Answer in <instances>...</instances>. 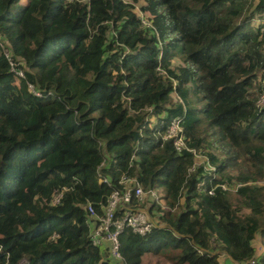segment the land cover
<instances>
[{
  "label": "trees",
  "instance_id": "16d2710c",
  "mask_svg": "<svg viewBox=\"0 0 264 264\" xmlns=\"http://www.w3.org/2000/svg\"><path fill=\"white\" fill-rule=\"evenodd\" d=\"M20 1L0 0L25 62L19 77L0 44V264H112L87 207L101 214L122 176L163 185L169 207L120 233L124 264H264V0H142L143 17L139 0ZM174 116L190 149L164 137Z\"/></svg>",
  "mask_w": 264,
  "mask_h": 264
},
{
  "label": "built area",
  "instance_id": "2783aa9c",
  "mask_svg": "<svg viewBox=\"0 0 264 264\" xmlns=\"http://www.w3.org/2000/svg\"><path fill=\"white\" fill-rule=\"evenodd\" d=\"M254 20L257 21L256 23H259L262 19L257 16ZM0 44L2 45L4 53L9 61L10 69L17 76L23 77L25 62L19 57H12L8 48L5 47L7 42L3 40L1 35ZM29 87L35 94L40 95V92L34 89L33 85L29 84ZM262 100H264V96ZM164 137L172 138L178 150L184 148L190 149L187 146V141L184 136L181 116H174L171 119L164 132ZM193 151L197 154V156H201V154H198L195 149H193ZM207 168L213 169L214 166L208 164ZM100 180L109 182V178L104 176H100ZM119 183L122 186L113 188L108 195L101 214L96 213L93 207L88 205L87 209L89 215L87 224L89 226V236L91 242L94 245L105 247L109 256L118 261L119 264H124L120 253V233L128 228L134 232L146 234L152 231L155 226H164L165 222L161 219L160 215L158 217L161 221L158 222V219L157 221H154L149 212L150 206L161 198L160 195L157 194L155 188H144L136 177L122 176ZM240 184L241 183H238L235 188H237ZM203 185L204 182L199 183L200 188H202ZM223 186L226 187L225 184H223ZM209 191L212 192L213 189H210ZM61 194L62 191L55 192L52 197V202H58ZM146 195L148 196V200L149 197L151 198L150 202H148L147 208L146 205H144V203H146V201H144V199H146Z\"/></svg>",
  "mask_w": 264,
  "mask_h": 264
},
{
  "label": "rangeland",
  "instance_id": "374dc122",
  "mask_svg": "<svg viewBox=\"0 0 264 264\" xmlns=\"http://www.w3.org/2000/svg\"><path fill=\"white\" fill-rule=\"evenodd\" d=\"M143 1L142 0H139L138 2H136L135 4V7H134V10L135 12L140 15V16H144V13L139 10L138 8V4H141ZM25 3V0H21L18 4H17V8L20 7L22 4ZM259 17V16H258ZM262 20H264V17H260ZM260 21L261 23H264L263 21ZM257 21L254 20V24L256 23ZM177 62V61H176ZM178 63V62H177ZM264 92L259 96V99H258V102L261 106H264V100H262L263 98V95ZM263 95V96H262ZM198 104H202V102H199L198 101ZM151 121L152 123H155L156 122V118L155 116H151ZM220 152V151H219ZM202 156H197V164L198 163H201L203 162V151H202ZM245 169V167L241 164V162L239 163V165H237L236 167H232L231 168V175L234 176L237 175V174H240L243 170ZM260 185H264V177H262L261 179H258L257 181ZM155 190L157 192V194L160 195L161 198H159V200L157 202L161 203L164 210L168 209L169 207L167 206L165 200L163 199V196H164V187L163 185L161 184H158L156 187H155ZM147 195H146V199H144V201H146V203H144V205H146V208L148 206V202H150L151 198L149 197V200L147 199ZM182 206H183V199H182ZM175 208H173L172 210H174ZM180 208H176L175 209V212L177 210H179ZM162 210H159V209H155V210H151L150 209V215L152 217V219H154V221H157V219L159 220V215L162 213L161 212ZM264 220V219H263ZM161 220H159L158 222H160ZM108 245V244H107ZM254 245L256 246L257 248V253L258 254H261L262 252H264V239H263V236L261 234H257L255 240H254ZM217 252L219 253V258L221 260V262L225 263L227 258H226V254L223 252V250H221V248H218L217 249ZM107 256L108 253H106ZM110 257V256H109ZM112 264H119L117 261H111ZM140 264H179V263H175L169 256V254L167 252H161V253H153V252H149V253H146L144 254L143 256V259H142V262Z\"/></svg>",
  "mask_w": 264,
  "mask_h": 264
}]
</instances>
